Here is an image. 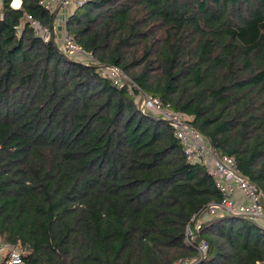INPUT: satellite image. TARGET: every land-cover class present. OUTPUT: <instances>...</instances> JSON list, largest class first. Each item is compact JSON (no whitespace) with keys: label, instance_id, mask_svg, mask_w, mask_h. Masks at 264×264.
<instances>
[{"label":"trees","instance_id":"1","mask_svg":"<svg viewBox=\"0 0 264 264\" xmlns=\"http://www.w3.org/2000/svg\"><path fill=\"white\" fill-rule=\"evenodd\" d=\"M12 1L0 4V240L27 246L22 264H264V230L237 215L202 223L198 259L186 226L223 195L139 103L183 114L264 195V0L75 3L64 29L87 62L56 42L55 9Z\"/></svg>","mask_w":264,"mask_h":264},{"label":"built area","instance_id":"2","mask_svg":"<svg viewBox=\"0 0 264 264\" xmlns=\"http://www.w3.org/2000/svg\"><path fill=\"white\" fill-rule=\"evenodd\" d=\"M83 1L42 0L41 3L48 10L55 9L56 16L62 17L63 22H65L67 6L72 3L81 4ZM55 21L56 18L54 23ZM32 23L38 33L42 36L43 34L48 36L49 32L46 28L36 26L35 22ZM60 45L67 55L78 54L89 57L67 36L64 26L61 28ZM113 69L119 79H124V76L117 69ZM141 110H151L172 125L174 135L181 143L187 161L204 166L206 171L213 177L215 186L223 195L221 201L211 202L195 214L186 226L185 241L195 246L198 259L205 256L207 243L204 239H199L195 244V240L199 236L202 223L208 219L225 215H237L249 219L264 230V195L255 184L239 173L233 158L228 156L218 157L209 140L200 134L183 114L161 105L158 100L143 95ZM26 250L27 246L0 240V261L3 260L5 264H22V256ZM192 262L189 259H180L174 264H191Z\"/></svg>","mask_w":264,"mask_h":264},{"label":"rangeland","instance_id":"3","mask_svg":"<svg viewBox=\"0 0 264 264\" xmlns=\"http://www.w3.org/2000/svg\"><path fill=\"white\" fill-rule=\"evenodd\" d=\"M75 7V3H72V4H69L66 8L67 11H71L73 8ZM64 26V22H63V18L62 17H59L58 15L56 16V21L54 23V28H55V31H54V37L56 39V42L59 44V46L61 47L60 45V40H61V28ZM63 31V30H62ZM43 37H47V34H43ZM62 48V47H61ZM71 57H74V59L76 60H80V61H83V62H87L89 57H84L82 55H70ZM76 56V57H75ZM111 71V74L116 76V72L114 71L113 68H109ZM140 106H142V98H140ZM149 113H151L152 115H155V116H158L155 112L151 111V110H148ZM186 118V117H185Z\"/></svg>","mask_w":264,"mask_h":264},{"label":"bare ground","instance_id":"4","mask_svg":"<svg viewBox=\"0 0 264 264\" xmlns=\"http://www.w3.org/2000/svg\"><path fill=\"white\" fill-rule=\"evenodd\" d=\"M13 5L17 6L18 5V0H14Z\"/></svg>","mask_w":264,"mask_h":264},{"label":"crops","instance_id":"5","mask_svg":"<svg viewBox=\"0 0 264 264\" xmlns=\"http://www.w3.org/2000/svg\"><path fill=\"white\" fill-rule=\"evenodd\" d=\"M13 2H14V0L12 1V6H13V7H19V5H20V0H18V5H17V6H14V5H13Z\"/></svg>","mask_w":264,"mask_h":264},{"label":"water","instance_id":"6","mask_svg":"<svg viewBox=\"0 0 264 264\" xmlns=\"http://www.w3.org/2000/svg\"><path fill=\"white\" fill-rule=\"evenodd\" d=\"M128 83H129L130 86H133V84H132L131 82L128 81ZM213 150H214V149H213Z\"/></svg>","mask_w":264,"mask_h":264}]
</instances>
